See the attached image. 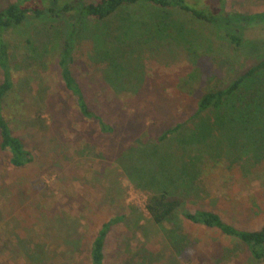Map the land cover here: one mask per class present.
I'll use <instances>...</instances> for the list:
<instances>
[{"label":"rangeland","instance_id":"374dc122","mask_svg":"<svg viewBox=\"0 0 264 264\" xmlns=\"http://www.w3.org/2000/svg\"><path fill=\"white\" fill-rule=\"evenodd\" d=\"M14 1L0 0V8ZM68 1L81 5L90 0ZM201 2L221 4L232 12L264 10V0ZM149 9L126 8L103 22L75 21L69 14L31 16L2 32L16 77L5 104L8 120L33 159L14 167L0 149V264H90L91 237L113 215L124 219L107 238L104 264H264L254 261L239 240L184 220L175 224L181 234L177 240L156 232L145 201L153 186H161L137 185L126 170L131 166L137 172L144 166L147 172L155 171L152 162L161 155L169 163L172 158L182 160L174 140L162 144L156 136L192 114L191 96L197 90L225 85L262 57L264 32L248 29L244 46L235 48L219 32L171 10L170 19L185 21L192 38L199 35L200 46L192 55L182 42L156 38L149 26L139 29L125 22L117 27L119 17L129 11L133 19L147 20ZM71 24L73 74L88 100L101 101L112 133L102 132L97 121L82 116L59 78L58 42ZM236 30L240 32L237 28L230 32ZM98 31L106 37L104 45L97 44ZM113 58L125 68L119 74L112 70ZM111 76L118 85L108 79ZM149 147H159L161 153ZM226 147L223 143L216 155L226 167V179L195 178L199 189L184 207L211 209L229 223L258 229L264 224V153H240L236 144L230 151ZM237 156L240 166L229 169L224 157ZM180 186L178 181L171 190Z\"/></svg>","mask_w":264,"mask_h":264},{"label":"trees","instance_id":"16d2710c","mask_svg":"<svg viewBox=\"0 0 264 264\" xmlns=\"http://www.w3.org/2000/svg\"><path fill=\"white\" fill-rule=\"evenodd\" d=\"M42 1L46 3L43 7L37 6L33 0H15L0 8V72H2L0 149L7 153L9 163L14 167L29 164L33 157L25 150L22 138L13 131L8 120L5 104L14 87L16 77L11 70L8 46L2 36L4 29L19 25L31 16L43 19L52 14L56 16L69 14L75 18V21L103 22L121 11L124 12L126 8H151L147 11V20H135L134 15H131L129 11L128 14L119 17L117 27L121 29L125 22L128 25L136 24L139 29L142 26L146 28L149 26L155 31L156 38H170L175 42H182L192 55L197 53L200 46L199 35L192 38L187 31L190 28L185 27V21L178 22L170 19L168 12L171 10L187 14L192 21L198 22L200 27L212 29L217 35L219 32V36L235 48L244 46V35L248 29L259 28L264 32V10L250 13L232 12L224 10L221 4L203 3L201 0H90L81 5L68 0ZM163 28L164 33L157 35V32H161ZM231 28L240 29V32L236 30L231 33ZM169 29H172L173 33L168 34ZM73 35L74 29L71 24L65 36H61L58 42L59 78L78 104L82 116L97 121L102 132L112 133L114 127L101 113V101H98V98L88 100L87 94L73 74L71 68L75 51ZM105 38L103 32L98 31L97 44L104 45ZM124 69L117 64L116 58H113V72L119 74ZM189 76L191 77V74ZM108 79L115 85L119 84V80L114 76ZM191 97L195 108L192 114L185 121L165 128L156 136L162 144L166 139L174 140L180 153L183 154L182 160L172 158L169 163L167 158L161 155L157 161L152 162L155 171L147 172L144 166L138 167L137 172H134L131 166L126 167V170L130 178L138 183L137 185L158 183L161 186L160 189L153 186L152 192L147 194L145 201V211L153 225L158 228L156 232L164 233L167 238L177 240L181 234L176 222L180 224L184 220L194 225L217 230L220 234L236 241L239 240L254 261L263 262L264 224L258 229L241 228L225 221L214 210L203 208L191 210L184 207V203L199 189L195 184V178L200 176L203 182L226 179L224 170L226 167L220 166L216 156L223 143L227 144L225 151H230L236 144L240 153L243 151V153L246 151L264 153V55L254 59L249 66L236 73L225 85L199 89L197 94L194 93ZM103 114L106 112L104 111ZM189 123L191 125H187ZM186 125V132H183ZM214 133L219 135L215 136ZM149 149L155 154L161 153L158 152L159 147H149ZM238 158L239 156L229 160L224 157L227 161L225 164L229 169L239 167ZM167 164L169 167L165 171ZM243 176L245 177L244 174ZM178 181H181V186L173 187L171 190V186ZM123 219L124 215H113L100 223V227L93 233L89 243L90 264H104L107 238ZM165 224H169L170 227H166Z\"/></svg>","mask_w":264,"mask_h":264}]
</instances>
